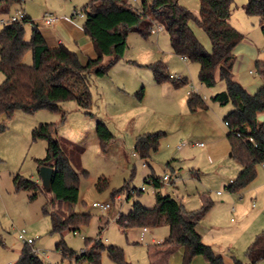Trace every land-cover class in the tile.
Returning a JSON list of instances; mask_svg holds the SVG:
<instances>
[{"label":"rangeland","instance_id":"rangeland-1","mask_svg":"<svg viewBox=\"0 0 264 264\" xmlns=\"http://www.w3.org/2000/svg\"><path fill=\"white\" fill-rule=\"evenodd\" d=\"M87 1L21 0L12 4L8 12L0 11V29L9 24L10 16L20 9L32 21L40 24L45 12L63 14L65 3L71 5L69 13H66L71 15L75 8L82 10ZM181 1L190 10L194 5L199 7L198 0ZM246 1L233 0L229 20L244 35L235 50L233 70L238 80L239 74L248 76L249 70L252 71L250 77H259L255 72L254 60H264V37L259 17L245 13L243 5ZM73 21L82 25L83 18L76 17ZM190 25L196 29L195 23L191 22ZM31 29L30 22L24 25L25 41L30 40ZM197 29L203 32L198 26ZM203 35L205 38L200 42L210 51V41L204 32ZM126 41L123 57L109 72L90 78L92 116L73 100L60 103L58 111L38 109L26 113L16 110L9 117L0 114V264H15L24 245L17 237L21 229L34 239L31 247L38 251L41 259L52 264H93L88 260L76 261L74 256L64 257L57 248L59 243H63L78 255L87 248V238H94V241L100 239L105 246L122 248L125 261L129 264H150L153 259L157 262V254H151L157 245L152 239L163 240L168 235L166 222L148 226L147 235L140 240V226L122 228L116 221L119 214L128 213L134 202L147 208L155 206L154 186L145 182L150 174L156 178L164 174L170 176V181L164 182L159 190L176 198L184 212L198 211L204 204L210 203L199 226L206 229L219 224L217 233L221 238H231L230 225L238 222L258 232L264 231L262 164L256 166L255 177L242 189L232 192L226 188L238 175L241 165L231 155L226 136L228 126L223 122L231 104L220 105L211 99V95L225 88L218 70L215 71V84L212 87L203 85L198 76L199 63L183 62L180 55L172 51L168 34L161 28L147 38L130 31ZM255 51L258 53L256 58ZM23 61L31 64L30 50L26 51ZM156 61H161L167 67L168 74L186 77L187 82L180 86H175L169 79L158 83L149 66ZM2 82L3 74L0 71V85ZM192 88L204 98L206 109H189L187 91ZM95 115L106 122L113 134L105 151L95 132ZM261 119H264V114ZM41 122L55 123L58 136L76 145V148L67 149L79 175L78 199L72 209L88 214L90 220L75 232H52L50 216L42 210L44 205L48 209L52 206L46 193L37 191V196L29 199L32 190H16L13 184V176L17 173L33 181L40 179L36 159L45 155L46 141L33 139L32 132ZM156 131L162 132L158 149L147 160H141L133 148L136 136ZM195 142H203L204 146L198 147L194 145ZM99 178L106 179L103 189L97 188ZM141 186L145 190L140 192ZM129 189L133 193L126 199ZM118 195L121 199H116ZM96 201L109 202L111 207L102 213L92 205ZM231 207L235 211H231ZM164 258L159 259L157 264H165ZM263 262L264 259H261L257 264ZM100 264L118 263L103 249Z\"/></svg>","mask_w":264,"mask_h":264},{"label":"trees","instance_id":"trees-1","mask_svg":"<svg viewBox=\"0 0 264 264\" xmlns=\"http://www.w3.org/2000/svg\"><path fill=\"white\" fill-rule=\"evenodd\" d=\"M198 1L199 10L193 12L180 4L179 0H88L82 7L85 13L82 28L93 44L95 56L88 58L85 63L80 61L74 50L64 44L50 47L37 24L27 15L23 20L3 25L0 29V71L3 74L0 85V114L9 117L16 110L26 113L38 109L58 111L60 103L73 100L86 114L92 116L91 76L106 75L123 57L130 31H136L147 38L155 28L160 27L167 32L175 54L199 63L198 76L203 85L212 87L215 84V71L218 70L225 88L211 95V99L220 105L231 104V109L223 117V121L230 124L226 136L231 155L241 165L238 175L226 188L232 192L242 189L255 177L256 166L264 162V121L257 120L258 114L264 112V60H256L254 63L255 72L263 83L251 94L233 72L234 49L244 38L229 22L233 0ZM20 2L21 0H0V11L8 12L12 4ZM243 8L246 14L259 17L264 37V0H247ZM28 22L32 24L31 38L25 41L24 25ZM191 22L208 37L210 51L204 48L191 29ZM27 50L32 54L31 64L23 61ZM149 66L158 83L169 79L175 86H180L187 82L186 77H170L167 67L161 61L153 62ZM188 94L187 105L191 111L207 108L201 95L194 91ZM95 132L102 150L105 151L113 139V134L103 119L96 120ZM32 136L33 139L42 138L46 141L45 155L37 158L36 164L37 169L42 165L53 168L50 191L43 190L40 179L33 181L19 173L13 176L14 187L16 190H32L29 199H34L37 191H44L52 206L48 209L44 205L42 210L50 216L52 232H75L90 220L88 214L72 209L78 199L79 175L70 161L67 149L76 148V145L59 137L53 122L39 123L34 127ZM161 136L160 131L138 134L133 147L135 154L141 160H147L158 149ZM150 179L155 181V206L147 208L134 202L128 213L118 215V225L122 228H142L157 226L165 221L169 233L160 245L166 248V252L181 247L182 264H191L193 257L197 255L202 256L208 264H224L222 256L216 254L202 240L196 229L197 223L211 204H204L198 211L184 212L176 198L160 192L162 183L153 174L145 182ZM105 185L106 179L99 178L97 188L103 189ZM132 193V190H127L126 199ZM85 244L87 248L78 255L63 243H59L57 248L64 257L74 256L76 261L88 260L93 264H100L101 252L106 249L109 257L116 263L129 264L125 261L123 249L118 246H105L100 239L94 241V238H87ZM245 253L250 264H256L263 259L264 234L256 235ZM15 264L45 262L38 253L33 252L31 245L24 244ZM235 264L241 262L235 259Z\"/></svg>","mask_w":264,"mask_h":264},{"label":"crops","instance_id":"crops-1","mask_svg":"<svg viewBox=\"0 0 264 264\" xmlns=\"http://www.w3.org/2000/svg\"><path fill=\"white\" fill-rule=\"evenodd\" d=\"M179 3L182 5L183 2L179 0ZM65 7L63 14H54L57 16V20L53 25H46L44 21L42 20L40 24H37L38 29L42 33L45 42L50 47H55L59 44H64L67 47H69L71 50H74L82 63H85L88 58H93L95 56V51L93 48V44L90 40V38L85 34L82 25L80 23H77L73 21L74 18L71 17V15H68L66 13H69L70 6L68 4L63 5ZM195 7V8H194ZM194 11H198V6L191 7ZM52 13V12H50ZM230 20V19H229ZM196 25V24H195ZM191 26V25H190ZM191 29L199 39V41H202L201 39H204L203 32H201L199 29H196L191 26ZM244 39V38H243ZM209 40V39H208ZM204 41V40H203ZM243 41V40H242ZM241 41V42H242ZM240 42V43H241ZM203 43V42H202ZM239 43V44H240ZM238 44V45H239ZM234 49L235 53V60H236V48ZM257 51H255L254 57H257ZM234 60V63H235ZM257 59L254 60V63ZM233 63V66H234ZM234 72V70H233ZM235 74V72H234ZM172 75V74H171ZM252 75V71L249 70L248 76H242L239 74V82L243 85V87L249 92L254 93L258 88L262 85V79L261 77H250ZM180 76V75H178ZM236 76V74H235ZM237 78V76H236ZM238 79V78H237ZM143 89V88H141ZM189 91V90H188ZM187 91V92H188ZM231 109V108H230ZM229 109V110H230ZM97 112H100V110H97ZM264 112H260L257 116V120L259 122L264 121V119H261V116H263ZM96 120L101 119L98 116L95 115ZM95 120V121H96ZM201 147V146H198ZM203 147V146H202ZM39 180V179H38ZM254 203H252L253 206ZM231 211H235L234 207H231ZM231 221L233 219L231 218ZM218 226L219 224L212 225L210 228L204 229L203 227L199 226V222L196 225V229L198 233L201 235L202 240L209 244L216 254L222 256L224 264H235V259L239 260L241 264H250L249 259L246 256V248L248 245L254 240L255 236L258 234H264V231L258 232V230H254L252 227H248L247 225L242 224L241 222H238L235 225H230L232 237L228 239L221 238L218 236ZM148 233V231H147ZM145 234V236L147 235ZM144 236V238H145ZM154 244L157 243L155 246V249L151 250L152 252L157 253V262L154 261V259L151 261L150 264H157L159 259L164 258L165 264H182V255H183V249L181 247H176L172 249L171 251H165V247H161L160 243L162 240H156L155 238L152 239ZM148 249V254H149ZM163 250V251H160ZM166 252V253H165ZM161 256V258H160ZM242 256L243 259H240ZM264 259V258H263ZM191 264H208L202 256L197 255L194 256L192 259ZM257 264V263H256ZM261 264H264L261 263Z\"/></svg>","mask_w":264,"mask_h":264},{"label":"built area","instance_id":"built-area-1","mask_svg":"<svg viewBox=\"0 0 264 264\" xmlns=\"http://www.w3.org/2000/svg\"><path fill=\"white\" fill-rule=\"evenodd\" d=\"M85 16V13L82 11V10H78V9H73L72 13H71V17L72 18H76V17H84ZM26 17V14L24 13V11H22L21 9L20 10H17L15 14L11 15L9 20H10V23L11 22H15V21H20V20H23L24 18ZM42 19L44 21V23L46 25H53L55 23V21L57 20V16L54 15L53 13H50V12H45L42 16ZM1 23L2 24H5V21L4 20H1ZM160 27H157L154 29L155 30H159ZM181 60L183 62H186L187 61V58L185 56H180ZM170 77L174 78V79H179L180 76H173L170 74ZM194 88H192L191 90L188 91V93H190L191 91H194L193 90ZM224 124L226 126H229L230 124L228 123V121H223ZM181 145H184V143H182ZM181 145H178V147L180 148ZM194 145L196 146H204L203 142H195ZM262 166L264 167V162L262 163ZM158 182L164 184V182H169L170 181V176L168 174H164L163 176L161 177H157L156 178ZM149 183H152L153 186H154V190H155V181L154 180H151L149 181ZM141 191H144L145 190V187L144 186H141L140 188ZM153 190V191H154ZM219 194V192H217ZM116 199H121V197L118 195L116 197ZM92 205L97 208L99 211H101L102 213H105L109 210V208L111 207V204L109 202H99V201H96V202H93ZM148 229L147 227H142L141 230H140V240H144V236L145 234L147 233ZM17 237L18 239H20L24 244H27V245H31L33 242H34V239H32L31 237H28L27 234H26V231L24 229H21L20 231H18L17 233ZM33 252L35 253H38V251L34 250L32 248ZM39 254V253H38ZM45 264H52L51 262L49 261H44ZM7 264H11L10 262H8ZM58 264H62L61 262L58 263Z\"/></svg>","mask_w":264,"mask_h":264},{"label":"water","instance_id":"water-1","mask_svg":"<svg viewBox=\"0 0 264 264\" xmlns=\"http://www.w3.org/2000/svg\"><path fill=\"white\" fill-rule=\"evenodd\" d=\"M38 174L43 190L49 192L53 176V168L50 166L42 165L38 168Z\"/></svg>","mask_w":264,"mask_h":264}]
</instances>
